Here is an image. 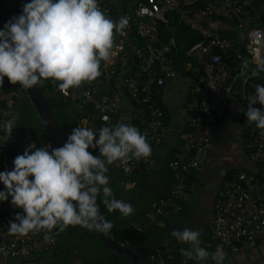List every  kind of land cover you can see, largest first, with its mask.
Masks as SVG:
<instances>
[{
  "label": "built area",
  "instance_id": "1",
  "mask_svg": "<svg viewBox=\"0 0 264 264\" xmlns=\"http://www.w3.org/2000/svg\"><path fill=\"white\" fill-rule=\"evenodd\" d=\"M199 2L136 0L130 9H124L115 8L113 1L98 0L100 9L109 18L116 21L121 16L127 17L129 25L123 34L118 33L119 40H114L110 58L100 67L101 75L81 91L72 88L67 93L63 92L83 98L84 103L90 102L92 112L83 117L82 127L94 131V124L89 123L91 114L92 118L100 120L101 127L114 126L117 120L124 119L137 127L154 145L161 144L169 127L163 120L164 112L155 91L177 74V67L173 58L167 55L170 45L161 42L160 28H171L174 20L180 25L189 26L200 36L186 51L187 56L202 65L203 71L199 68L198 82L192 88V101L186 110L187 128L174 153L175 157L169 163L174 170L175 180L166 194L156 199L151 210L135 223L140 232L150 223L159 222L181 210L189 199V177L202 168L212 147V125H217L226 113L227 80L232 76L234 64L247 52L257 69L264 73V0H207L203 5H199ZM10 19L8 8L2 7L0 29ZM234 21H238V26L244 32L241 39L236 35H222L227 31L235 34ZM133 27L137 35L144 38L142 45L133 41ZM118 63H130L131 73L126 76L127 68H124V73H117ZM133 64L137 67L135 71ZM185 65L192 67L193 62L189 59ZM257 84L264 85V82H247L245 102L248 107H264L259 103L252 105L249 100V97L255 96ZM53 86L58 91V84L53 83ZM126 96L130 98L129 111L123 108ZM0 98L5 100L0 104V171H4L11 170L14 158L22 155L25 148L35 144V141H24L21 147L13 151L12 138L4 130L9 122L13 130L17 127V104L21 98H26V92L6 93L1 90ZM245 145L251 150L248 157L254 162L263 163L260 169L263 179L255 173L238 170L234 172L230 184L221 188L216 195L214 228L208 245L214 246V251L218 245L221 246L227 255L238 252L244 242L256 245L264 241V130L255 125ZM156 164L153 151L147 158L119 161L127 177L141 166L152 169ZM3 190L5 186L0 182V191ZM2 203L11 204V197ZM17 213L20 212L13 207L2 211L0 264H40V257L55 247L56 238L53 232L48 234L46 229L24 236L10 234L8 224ZM180 249L174 245L156 246L147 253L149 264H168L176 259L181 264H190L191 259L181 255Z\"/></svg>",
  "mask_w": 264,
  "mask_h": 264
},
{
  "label": "clouds",
  "instance_id": "2",
  "mask_svg": "<svg viewBox=\"0 0 264 264\" xmlns=\"http://www.w3.org/2000/svg\"><path fill=\"white\" fill-rule=\"evenodd\" d=\"M2 7L8 8L1 6L0 12ZM128 25L127 17L109 18L98 0H30L23 4L21 14L0 29V87L5 77L24 89L58 81L65 93L85 81L92 82L101 75V61L110 58L115 34H123ZM249 100L264 106V85L257 84L255 96ZM240 111L249 123L264 130V107ZM4 130L11 138V122ZM97 148L99 155L89 151ZM151 153L146 135L123 121L101 127L98 138L91 128L77 126L59 148L30 144L14 158L11 170L0 171L5 186L0 202L11 197V204L22 210L9 221V233L24 236L46 229L48 234L53 230L59 234L69 226H80L109 235L114 224L101 212L100 204L109 213L119 210L125 217L135 209L115 197L108 165L147 158ZM171 236L190 245L180 249L181 255L224 264L227 253L219 245L214 252L201 247L198 231L174 229Z\"/></svg>",
  "mask_w": 264,
  "mask_h": 264
},
{
  "label": "crops",
  "instance_id": "3",
  "mask_svg": "<svg viewBox=\"0 0 264 264\" xmlns=\"http://www.w3.org/2000/svg\"><path fill=\"white\" fill-rule=\"evenodd\" d=\"M234 35L241 39L244 32L237 30ZM161 36L165 37L162 33ZM168 39L167 43L170 45L172 58L175 53L180 56L176 44L178 38L169 37ZM180 58L182 59L181 56ZM182 61L184 65L177 67V74L169 78L162 89L157 92L158 98L165 105L170 120L169 123H166L169 127L167 136L161 144L153 149V154L157 159L156 166L147 169L149 172L141 171L137 175L135 174L133 181L129 178L125 181L122 180L114 192L117 199L130 203L135 209L134 213L127 217H122L119 210L113 213L117 224L121 226L124 225L128 228L130 225L134 226L136 221L150 211L151 203L164 194L173 183L174 178L169 161L172 159L186 129V106L189 101V93L197 82L199 74V67L187 66L183 59ZM260 75L263 76L264 73L257 69L255 62L247 52L243 53V57L234 64L232 76L227 80L228 104L226 113L213 131L212 147L205 163L201 169L193 173L189 199L185 206L183 205L182 209L179 210L180 212L178 211L172 217L150 223L145 229L147 234L143 240L133 244V251L140 256L143 264H149L147 253L152 248L178 242L171 236L174 229L182 231L184 228H190L198 231L202 241L201 247L208 250L214 217V202L218 191L231 182L234 172L244 170L249 173H256L258 171V166L249 159L245 148L246 133L248 129L253 130L255 123H249L244 112L240 110L246 111L248 108L245 102L248 80L262 83L258 80ZM129 101L127 97L124 98L123 108L127 111L131 108ZM120 121L128 124L124 119ZM26 136L25 141H29ZM33 141H35L34 138ZM117 167H119V161L108 165L110 177H114V169ZM12 207L17 209L12 204L0 202V213ZM129 230H124L123 236L141 234L133 233V231L130 233ZM183 244L190 246L187 243ZM55 251L56 249L43 254L40 263L55 262ZM195 264H214V262L209 259L204 262L196 261ZM224 264H264V241L256 245H244L238 252L228 254Z\"/></svg>",
  "mask_w": 264,
  "mask_h": 264
},
{
  "label": "trees",
  "instance_id": "4",
  "mask_svg": "<svg viewBox=\"0 0 264 264\" xmlns=\"http://www.w3.org/2000/svg\"><path fill=\"white\" fill-rule=\"evenodd\" d=\"M4 1L5 0H0V7L3 6L2 5V2H4ZM106 1L111 2V3L113 1L114 5H115V8H119L120 7V8H124V9H130L131 4H133L136 0H106ZM206 1L207 0H200L199 5H203V3H206ZM1 22L2 21L0 20V25H1ZM173 22L174 23L172 24V26H171L170 29L165 28L164 26H161V28H160L161 33L165 36V37L161 36V38H162L161 42L167 43V41L169 40L168 39L169 37H176V38H178V42H176V44L178 46V51H179L180 56L182 57V59L184 61H187V60L191 59V61L193 62L192 67L193 66H197V67L201 68L202 71H203L202 65L199 64L195 59L187 56V52H186L187 49L194 42H196L200 38V36L197 34V32L195 30L191 29L189 26L180 25V24L177 23V21H174V20H173ZM238 24H239L238 21H234V26H236L235 27V30L236 31L242 29V27L238 26ZM243 27H245V26H243ZM115 35L117 37H119L118 33H116ZM222 35H225V36H230L231 35V36H233L234 35V32L227 31V32L223 33ZM131 37L134 39L133 41L137 42L138 45L139 44L142 45L144 43V38L142 36H140V35H137L134 27H133V30L131 32ZM167 55H168V57L170 59L172 58L171 49H170V51H168ZM104 62L105 61H101V66L104 64ZM117 66H119L118 67L119 69H118L117 73H122V72L124 73V71L126 70L124 68H127L128 71L125 72V74L127 76L132 71V68H131L130 63H126L124 65H121V63H118ZM136 68L137 67L135 66V64H133V71H135ZM198 77H199V74H198ZM258 77H260V78H258V80L264 82V79H263L264 78V75L263 76L260 75ZM260 81H258V82H260ZM197 82H198V80H197ZM53 83L59 84L60 82H58V81L53 82L52 80H48V81H45L44 82V84L41 86V88H42V91H43L44 95L46 96V98H47V100H48V102H49V104L51 106V109H52V111L54 113V116H55V119H56V122H57V125H58V130H59V133H60L61 147H62L63 144L66 142L67 137L71 134L72 129L75 128V127H77V126L82 127L81 125H82V119H83V117L85 115H88V113L89 112H92V111H91V108H90V105H91L90 102H85L84 103L83 98L78 97V96H73L72 93L65 94L60 89H58V91H56L55 90V86H53ZM89 85H90V83L87 82V81H85V82H83L81 84V86H79L78 88H74V89H77L78 91H81L84 88H87ZM162 87L163 86H161L159 89L157 88L156 91H155V95H156L157 98L159 97L157 92L160 91L162 89ZM1 90H3L6 93H9V92H12V91L24 90V88L22 86H20L19 84H17V85L11 84L8 81L7 77H5L3 86L0 87V93H1ZM105 92H110V90H105ZM96 95H98V94H96ZM127 98L130 100L129 97H127ZM158 100L160 101L161 99L158 98ZM4 101L5 100H3V99L0 98V104L1 103H4ZM191 101H192V90L189 93V101L187 103L186 110H187V107H188V105H189V103ZM160 105H161V107L163 109V112H164L163 120L165 121V124L166 123H169L170 116L167 114V111L165 109V105L162 103V101H160ZM17 107L19 108V120H18L17 127L13 130L12 135H11V138H12L11 149L13 151H15L16 149H18L19 147L22 146V143L25 141V136H26L27 132H30L31 135H32V137L35 139V146L37 148L40 147V146H42V145H44V144H49L47 135H46L45 130L43 128V125H42V123L40 121V118L37 115V113H36V111H35L33 105L31 104V102H30V100H29V98H28L27 95H26V98L25 99H22L21 98L20 103L17 104ZM92 117H93V115L91 114L90 122L89 123L90 124H92V123L94 124V132H96L97 138H98V130L101 128L102 123L100 122L99 119H94ZM118 121L119 120H117V122ZM215 127H216V125H212V131H214ZM250 130H252V129H250ZM250 130L248 129V131L246 133L247 134L246 139L250 138V134H251ZM165 137H164V139H165ZM147 141L151 145L152 151H153V149L156 146L159 145V144L154 145L152 141H149V140H147ZM180 143L181 142H179V144ZM245 143H246V141H245ZM179 144H178L177 148L175 149V151L178 149ZM245 148H246L247 152L248 151H251L249 147H246V145H245ZM89 151L93 155H99L98 148L97 149H89ZM175 151H174V153H175ZM174 157H175V155L173 154L172 159ZM170 161H169V163H170ZM254 163H255L256 166H258L257 168H258V171H259V172L257 171V173H255V174H257L261 179H263V177L261 176V170H260L262 168L263 163L262 162H254ZM171 170H172L171 173H172L173 178H174V170L172 168H171ZM114 171H115L114 172V177H110V175H109L110 172L107 173V175L110 178V180H109V186L112 188L113 193L117 190V187L121 184L122 180L125 181L127 178H129V180H132L133 181V179L135 180V174L137 175L141 171H143V172L144 171L145 172L146 171L149 172V170H147L143 166H141L140 169L133 171L132 174L130 175V177H127V176L124 175V172L122 171V169L120 168V166L117 167L116 169H114ZM197 171H194V172H197ZM193 173L189 177L190 182H191V180L194 177V174ZM174 180H175V178H174ZM174 180H173V182H174ZM229 184L230 183H228L225 186H228ZM166 192H164V194H162L161 196H164L166 194ZM161 196H159V197H161ZM98 202H99V200H98ZM152 203H151V206H152ZM185 203L186 202H184V206H185ZM100 208H101V212L105 215V217L114 224V227H113V229H112L111 232L114 234V236L116 237V239L124 247L129 248L130 250L133 251L134 250L133 244L139 243L141 241V239L143 240V237H145V235L147 234V230L146 231L144 230L143 232H140V231H138L136 229L135 224H134V226L133 225H130L129 228L126 227V226H124V225L121 226V225L117 224V222H116V220L114 218V214H113L114 212L109 213L107 211L106 207L102 203L100 204ZM17 210L20 213L22 212V210L19 209V208H17ZM150 210H151V207H150ZM176 213H173L169 217H164L163 220H166V219L172 217ZM214 213H215V211H214ZM2 217H3V215H2V213H0V219ZM214 220H215V217H213V221H212V231H211L210 239H211V236H212V233H213ZM147 227H145V229ZM73 229H74V239L77 236L81 237L83 240H87V239H90V238H94V239L97 238V239H99L101 241L102 245L104 246V248L102 249L101 255L98 256V257H96L94 260H92V264H128L127 261H126V259L122 255L116 253L111 248H109L102 241V239L99 237V235L94 230H88V229L83 228V227H80V226H75V227H73ZM128 229H130L129 230L130 233H131V231H133V233L134 232H137V233H141V234H139L137 236H130V235L123 236V231L124 230L126 231ZM53 234H54V236L56 238V245H55L54 248L48 249L45 252V253H48V252L53 251V250L56 249V251L54 253V256L56 257L54 259L55 262H50V263L51 264H60V262H62L61 260L64 259L65 262H68L69 264H71L70 261H69V257H64L62 255V248L61 247L64 246V244L62 242H60L61 241L60 236L62 235V233L60 232L59 234H56V231H53ZM170 245H174V246H177V247H180V248L190 247V246H186V245H184L183 243H180V242H176V243L170 244ZM244 245H249V244H247V243L244 242L243 245L241 246V248ZM74 249H75V246H74ZM208 251L209 252H214V246H209ZM231 253H233V252H231ZM195 262H196L195 260H192L191 259L190 264H195ZM168 264H181V262H180V260H177L176 259L173 262H169Z\"/></svg>",
  "mask_w": 264,
  "mask_h": 264
},
{
  "label": "water",
  "instance_id": "5",
  "mask_svg": "<svg viewBox=\"0 0 264 264\" xmlns=\"http://www.w3.org/2000/svg\"><path fill=\"white\" fill-rule=\"evenodd\" d=\"M6 5L10 11L11 18L21 14L22 6L24 3L30 2V0H5ZM173 62L176 67L183 66V61L179 54L175 53L173 56ZM31 104L33 105L40 121L43 125L45 133L47 135L49 144L52 148L61 147V138L58 130V125L51 109V106L44 95L41 86H35L33 89H24ZM45 121L47 124H45ZM102 241L113 251L122 255L128 264H143L140 256L129 248L124 247L111 232L109 235H103L95 231Z\"/></svg>",
  "mask_w": 264,
  "mask_h": 264
},
{
  "label": "rangeland",
  "instance_id": "6",
  "mask_svg": "<svg viewBox=\"0 0 264 264\" xmlns=\"http://www.w3.org/2000/svg\"><path fill=\"white\" fill-rule=\"evenodd\" d=\"M2 5L5 6L6 2H2ZM7 21H5L6 23ZM119 37L115 35L114 40H119ZM19 109V108H18ZM26 139L29 141L33 140L30 135V132H27ZM125 217V216H122ZM120 217V218H122ZM122 221V220H121ZM120 221V222H121ZM56 231V230H53ZM60 236L61 242L64 244L62 248V255L64 257H69L71 264H92V260L101 255L102 245L99 239L90 238L83 240L81 237L77 236L74 239V229L72 226L67 227ZM75 246V249H74ZM60 264H67L65 260H61ZM69 264V263H68Z\"/></svg>",
  "mask_w": 264,
  "mask_h": 264
}]
</instances>
